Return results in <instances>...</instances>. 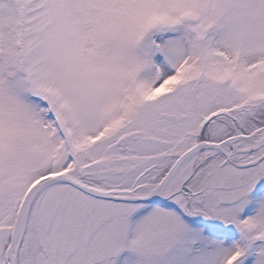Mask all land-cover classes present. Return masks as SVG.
I'll list each match as a JSON object with an SVG mask.
<instances>
[{"label":"snow or ice","instance_id":"1","mask_svg":"<svg viewBox=\"0 0 264 264\" xmlns=\"http://www.w3.org/2000/svg\"><path fill=\"white\" fill-rule=\"evenodd\" d=\"M0 264H264V0H0Z\"/></svg>","mask_w":264,"mask_h":264}]
</instances>
